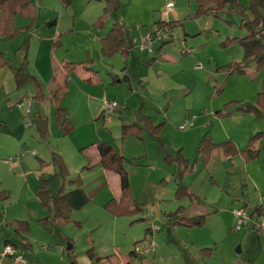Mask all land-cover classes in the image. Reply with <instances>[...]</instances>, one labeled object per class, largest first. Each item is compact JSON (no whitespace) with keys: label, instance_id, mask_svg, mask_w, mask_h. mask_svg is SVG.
Returning a JSON list of instances; mask_svg holds the SVG:
<instances>
[{"label":"rangeland","instance_id":"1","mask_svg":"<svg viewBox=\"0 0 264 264\" xmlns=\"http://www.w3.org/2000/svg\"><path fill=\"white\" fill-rule=\"evenodd\" d=\"M80 1L73 4L78 8L76 27H71L70 22L69 27L60 26L56 49L60 61H79L78 66H84L83 70L92 76L89 82L77 71L69 74L63 106L72 130L61 132L48 103L42 112L39 103L31 104L34 90L29 83L7 98L14 102L16 96L22 97L26 108L48 118L47 136L42 137L33 125L27 130L26 142L20 143L22 148L28 146L29 151L41 155V151L47 152L50 163L54 154L60 156L64 170L56 165V174L64 180L63 190L75 187L71 181L77 180L89 200L73 210L67 222L59 221L54 217L52 203L43 205L37 198L39 182L32 174L26 176L7 162L16 154L13 138L17 125L22 126L25 108L6 103L5 92L1 91L0 190L6 192L7 198H0V264H20L1 256L6 243L22 252L27 264H264V212L260 218L248 221L242 230H234L231 213L238 208L232 209L234 203H226L221 195L227 171L219 161L208 168L199 158L194 171L182 181L199 196L206 214L204 224L193 228L169 224V213L180 202L175 199L173 169L164 159L166 150L175 156L182 153L192 164L198 140L205 132L214 140L232 137L241 149L251 132L264 131V110L257 116L238 111L235 105L255 103L264 84V67L257 71L250 62L246 72H231L233 63L243 58L235 38L247 33L243 19L253 18L249 0H230L201 15L196 14V0H118L121 5L117 10L107 12L105 30L90 28L85 21L100 0ZM168 1L171 8L167 7ZM160 18L173 22L167 37L154 39L152 53L140 52V39L157 28ZM113 22L124 24L126 42L135 44L127 57L121 52L112 56L101 53L100 39ZM26 40L0 35V48H5L16 63L19 54L23 58L26 52L20 47ZM185 49L188 53H184ZM125 76L130 81L124 80ZM113 77L120 83L113 82ZM105 101L127 107L109 111ZM217 110H229L230 115H220ZM142 115L152 117L156 124L166 121L162 145L146 129L141 130V135L131 130L122 132L123 124H133V129L141 126ZM193 117L194 126L179 129ZM2 123L11 129H2ZM100 141L131 161L127 170L132 197L142 210L127 208L117 215L105 206L117 191V176L99 164L85 168L88 162L84 157V153L94 156L91 147ZM25 161L33 169L35 161L39 163L34 157H25L22 162ZM214 201L220 202L219 210L211 214ZM19 220L28 227L17 234L13 223ZM253 225H262V229ZM155 227L158 231L152 237L148 228ZM146 239L154 241V251H141ZM204 247L212 251L204 252V260H199L196 254Z\"/></svg>","mask_w":264,"mask_h":264},{"label":"trees","instance_id":"2","mask_svg":"<svg viewBox=\"0 0 264 264\" xmlns=\"http://www.w3.org/2000/svg\"><path fill=\"white\" fill-rule=\"evenodd\" d=\"M65 5H70L72 0H61ZM230 0H196L197 10L196 14L201 15L206 13L210 8H219L224 3ZM107 4L105 7L106 14L109 10L115 11L121 5L118 0H106ZM31 6V0H0V32L2 35L7 37H13L17 34L18 30L13 28V17L17 13H23L26 9ZM249 10L253 13V18L251 20L243 19V26L246 28L247 33L243 36L235 38L237 44L243 50V58L238 63H233L232 71L246 72L247 65L251 62L255 65L257 71L264 67V0H249ZM103 20L100 19L99 23ZM173 26V22H157L156 29H170ZM127 27L124 24H115L108 31L105 37L102 38L101 51L104 56H108L112 53L121 52L122 54L132 51L135 47L134 43L129 42L126 46L121 44L122 39L124 41V36ZM184 49V48H183ZM184 53H188L185 49ZM78 63H67L64 65V70L66 73L59 69H55L52 75L50 84L48 86V97L54 108V117L60 130L63 134L69 133L73 125L68 117L66 109L63 107V101L68 92L67 75L72 72ZM13 75L15 79L16 86L18 88L23 87L26 83L32 82L35 84L36 93L32 97L33 101L39 102L43 99L44 94L40 89V84L36 77L32 75L27 67L26 62H22L18 67L13 68ZM237 110L244 113H251L255 115H260L262 110H264V84L261 86V90L257 94V99L255 103H236ZM218 114L230 115V111L227 110L225 113L218 110ZM35 119H34V118ZM35 126L37 125L38 130L42 137H46L48 133V127L44 119L39 118L34 114L32 116ZM146 120L143 122L142 126L133 129V124H123L122 132L133 131L137 135H141V130L146 129L148 133L154 137L157 142L160 141V132L162 124L153 125L150 118L144 117ZM264 140V131H259L253 134L249 141L247 147L244 149L243 154L247 161L256 159L259 155L258 147L254 146L257 141ZM96 156H88L84 153V157L87 159L88 164L85 168H91L95 164H99L104 168V170L112 171L116 174L118 179V187L114 196L106 203V207L114 214L125 213L128 208H134L136 211L142 210L139 204L132 197L131 186L128 177L127 166L131 161L126 158L121 152H118L112 145L105 142H96ZM223 149L228 155L234 154L236 152L235 145L230 141L214 142L210 136L205 135L198 143L197 154L212 153L215 150ZM95 158V159H91ZM53 163L63 171L64 165L61 157L54 154ZM177 163V173L174 175L175 181V199L177 201H182L183 199L195 200V196L189 191L188 187L182 182V176L185 171H192L193 163L183 161L178 158ZM63 173V172H62ZM76 184L68 191L60 190L57 194L52 197L48 195L46 186L41 183L36 188V195L39 201L43 205H47L49 202L52 203V208L54 211V217L63 222H67L70 219V215L73 210H78L82 208L89 200V196L83 191L82 186L77 180L71 181ZM0 198L4 200L7 198V194L4 190H0ZM264 212V205L254 207L251 211V218L254 214L262 215ZM170 221L172 225H179L187 228L200 227L204 224L206 215H189L187 207L182 205L169 213ZM15 224V231H26L27 223L25 221H17ZM150 228H148L149 230ZM262 227H258L257 230H261ZM7 245V243L5 244ZM204 252H210L212 248H202ZM133 251L131 252V254ZM90 256H93L90 254ZM96 259H99L98 257ZM70 264H75L71 261Z\"/></svg>","mask_w":264,"mask_h":264},{"label":"crops","instance_id":"3","mask_svg":"<svg viewBox=\"0 0 264 264\" xmlns=\"http://www.w3.org/2000/svg\"><path fill=\"white\" fill-rule=\"evenodd\" d=\"M58 2L56 3H47L42 1V0H31V6L26 9L23 13H17L13 17V28L17 29L18 32L15 34L13 37H7L6 35H2L0 32L1 36L6 37L7 39L14 40L16 38H22V40L27 39L25 43L20 45L22 48V52L24 49H26V52L24 53L23 58H21V54H19V60L16 61V63H13V59L11 56L6 54L5 48H0V92L4 91V96L7 98L9 93L14 92L15 90H19L21 88H18L15 83L14 75H13V68L18 67L22 62L27 63V67L29 72L36 77L40 84V89L42 93L44 94L43 99L37 103H39L40 111L42 112L43 108L46 107V104L48 103L51 108L53 109V114H54V108L53 105L48 97V86L50 84L52 75L54 73L55 69H59L62 72L66 73L64 70V65L67 63H80L79 61H69L68 58H63L62 61H60L58 58V54H56V49L58 47L59 43V36L61 34L59 33V28L60 26L67 25L66 27H69L71 24V27L75 28L76 27V14L78 11V8L74 7V2L77 1L79 2L80 0H72L70 5H65L61 0H56ZM83 1V0H81ZM80 1V2H81ZM90 1V0H88ZM99 1V0H98ZM103 0H100L96 7L94 9V12H90L87 17L85 18V21L88 25L91 27H96L99 30H105L106 29V24L108 21V16L105 11L106 7V0H104L103 7L101 8ZM93 2V1H91ZM89 3V2H88ZM91 4V3H90ZM50 6V7H49ZM43 10H46L47 12L44 13ZM41 12V13H40ZM71 16V17H68ZM79 17L82 16V14L78 15ZM18 18V19H17ZM102 19L103 22L99 23V20ZM158 21L162 22H169L171 20H165L160 18ZM157 21V22H158ZM70 22V24H69ZM156 22V23H157ZM119 22H113L111 27L105 32V34L101 37L100 42H102V38L105 37V35L108 33V31L113 27V25L117 24ZM120 24V23H119ZM73 31V30H72ZM121 44L123 46L127 47V42L124 36V41L122 39ZM34 48V52L32 53V50ZM124 53L123 55L127 57L129 53ZM102 53V51H101ZM120 53V52H116ZM114 53L108 55L112 56ZM122 54V53H121ZM32 56V57H31ZM155 58H151L150 60H154ZM84 66H76V68L72 71H77L79 72L80 76L91 82L92 76L90 75L91 72L84 71ZM93 69V68H91ZM87 70V69H86ZM89 70V68H88ZM71 73V72H70ZM69 73V74H70ZM69 74L67 75V83H68V89H69V81H70V76ZM124 80H129L128 76L124 77ZM113 82L120 83V80L117 79V77H113ZM33 86L34 94L31 96L33 97L36 93V87L35 84L32 82H28ZM26 83V84H28ZM25 84V85H26ZM68 93V92H67ZM22 97L16 96L14 98V102H12L10 99H6V103L10 104L11 106H17V104L21 100ZM24 99V98H22ZM65 100V99H64ZM33 99H31V104ZM64 102V101H63ZM26 103V102H25ZM27 104V103H26ZM64 107V106H63ZM127 106L124 107L126 109ZM20 108H25L26 107H20ZM65 108V107H64ZM66 109V108H65ZM67 111V109H66ZM122 111V110H119ZM218 111V110H217ZM32 116L34 114L38 116L41 119H44L46 121L47 127H48V118L41 114L40 112H32ZM69 117V116H68ZM150 118L151 122L153 125H159L162 124L161 132H160V141L163 144L162 138H161V133L163 131L164 125L166 121H163L159 124L154 123L152 120V117L148 115H142L141 116V126L143 125V122L146 120V118ZM26 111L24 117H22L21 122L22 126L20 124L17 125V131H11L15 132V137L13 138L16 146L14 150H16V154L20 149L27 150L28 153L25 154L23 157H21L15 164H11L8 159L7 162L12 166V167H17L20 171H23L24 175H30L34 177V181L39 182L38 185L41 183H44L46 186V190L49 196H53L57 194L60 190H63V182L64 180L60 179L57 177L56 174V165L53 163V161L50 163L51 157L47 152L41 151L42 155L39 153H36L35 151H29L27 149L28 146L22 148L20 143L26 142L25 135L28 134V129L31 127H26L25 126V119H27ZM34 118V117H33ZM55 118V117H54ZM35 119V118H34ZM193 123L191 125L194 126V117ZM1 124V123H0ZM3 127L2 129H8L7 125L5 123H2ZM57 124V123H56ZM35 125V122H34ZM36 127L38 133L40 131L37 128V125L34 126ZM60 129V126H58ZM11 129V128H9ZM259 132V131H257ZM257 132H251V136ZM208 135L214 142H223L230 140L236 147V152L234 154H227L223 149H218L215 150L214 152L210 153H204V154H197L194 158L193 163V169L194 171V165L196 161L200 158V160L208 166V168H212V166L215 164V162H220L222 165L226 167L227 175L224 178L223 181V186L221 187V195L223 196L224 200L226 203L233 202L234 204L232 205V209L238 208V209H246L248 212L251 214V211L253 210L254 207L264 205V140L262 141H257L254 143L255 147H258L259 149V155L256 159L247 161L245 159V156L243 154L244 149L247 147L248 142L245 146H243L241 149L237 146L235 140L232 137L227 138L226 140H214L209 132H205L203 136L198 140H200L205 136ZM249 135V136H250ZM198 142V143H199ZM18 143V144H17ZM96 143V142H94ZM258 143V145H257ZM31 145V143H30ZM21 146V147H20ZM94 151V156H96V149L95 146L91 147ZM198 148V144H197ZM19 149V150H18ZM30 152H35V154H31ZM55 152V151H53ZM165 161L168 163V166L173 169L172 174L175 175L177 173V163L178 158H181L183 161L189 162V158L184 156L182 153L179 154L178 156H175L173 153L170 151L165 150ZM15 154V155H16ZM11 157V156H10ZM25 157H34L35 159L39 160V163L35 161L34 166L35 168H30L29 164L27 161L22 162V159ZM9 158V157H8ZM192 171H185L183 176H182V181L183 177ZM212 180V177H210ZM37 185V187H38ZM36 187V188H37ZM189 191L194 194L196 197L195 200H190V199H183L182 201H179L180 203L178 206L182 205L184 207H187L189 215H199V214H205L204 208L201 205V201L199 200V196L195 194L190 188L188 187ZM70 190V189H68ZM160 190V187L158 188ZM64 191H67L66 189ZM36 193V191H35ZM116 193V190L114 194ZM37 196V195H36ZM38 198V197H37ZM39 199V198H38ZM187 200V203L184 204L183 201ZM218 201L212 202L211 205H215L213 211H208V214H215L218 212V207L219 206ZM253 205V206H251ZM177 206V208H178ZM176 208V209H177ZM210 212V213H209ZM172 213V212H171ZM207 213V212H206ZM232 214V213H231ZM206 215V214H205ZM233 216V215H232ZM258 219L260 218V215L254 214L253 219ZM21 221V220H20ZM170 221V220H169ZM168 221V222H169ZM170 224V223H169ZM235 224V220H234ZM13 226L15 227V224L13 223ZM254 226V225H253ZM234 228V226H233ZM242 230V228L240 229ZM237 230V231H240ZM17 234H19L21 231H16ZM205 248V247H204ZM212 251V250H211ZM210 251V252H211ZM22 253V252H21ZM196 256L199 258V260H204L205 254L204 251L200 250L197 252Z\"/></svg>","mask_w":264,"mask_h":264},{"label":"built area","instance_id":"4","mask_svg":"<svg viewBox=\"0 0 264 264\" xmlns=\"http://www.w3.org/2000/svg\"><path fill=\"white\" fill-rule=\"evenodd\" d=\"M173 5L170 1L167 2V7L171 8ZM167 30L164 29H154V31H151L149 34L144 35L140 39V43L137 45V48L142 53H152L153 52V41L155 38L158 37H167ZM18 107H25L26 103L25 101H20L17 104ZM105 109L109 111L118 110L119 108H124L123 106H119V104L116 101H105L104 102ZM26 115L27 119H25V126L26 127H32L34 125V120L32 118L31 109L26 108ZM192 121H185L179 126V129L182 130L187 126L192 125ZM28 151L24 149H20L15 156L9 157L8 161L11 164H15L21 157H23L25 154H27ZM31 154H35V152H30ZM232 215L235 219L234 224V230H240L248 221H250L252 218L250 216V213L246 209H235L232 211ZM256 226L254 225V228ZM262 227V225L257 226ZM158 231V227L150 228L149 232L151 233V236L153 237L154 234ZM143 243L145 244V247L141 250L142 252H148V251H154L155 250V243L151 240H144ZM2 257H9L12 258L13 261L18 262L20 264H27V261L23 257V254L14 246L7 244L4 245L3 251L1 253Z\"/></svg>","mask_w":264,"mask_h":264}]
</instances>
